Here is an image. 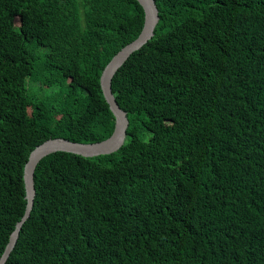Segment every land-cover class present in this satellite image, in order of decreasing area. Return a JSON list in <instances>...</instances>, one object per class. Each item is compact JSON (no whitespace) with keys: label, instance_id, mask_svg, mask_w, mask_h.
<instances>
[{"label":"trees","instance_id":"trees-1","mask_svg":"<svg viewBox=\"0 0 264 264\" xmlns=\"http://www.w3.org/2000/svg\"><path fill=\"white\" fill-rule=\"evenodd\" d=\"M111 81L123 146L57 152L6 264H264V0H154ZM136 0H0V257L48 140L107 139L99 79L141 32Z\"/></svg>","mask_w":264,"mask_h":264},{"label":"water","instance_id":"water-1","mask_svg":"<svg viewBox=\"0 0 264 264\" xmlns=\"http://www.w3.org/2000/svg\"><path fill=\"white\" fill-rule=\"evenodd\" d=\"M143 9L144 21L140 34L129 44L119 50L108 62L101 72L99 83L101 91L110 111L114 116V129L105 140L93 144H78L62 139L45 141L36 146L29 154L23 169V182L25 190V211L19 222L16 223L13 232L9 236L8 243L0 257V264H6L11 252L18 240L19 232L29 218L35 197L34 171L39 162L45 157L64 152L84 158H93L102 155H110L117 152L124 144L126 131L129 125L126 113L117 105L111 92V81L115 73L129 57L139 51L154 36V30L159 21L158 10L154 0H136Z\"/></svg>","mask_w":264,"mask_h":264}]
</instances>
